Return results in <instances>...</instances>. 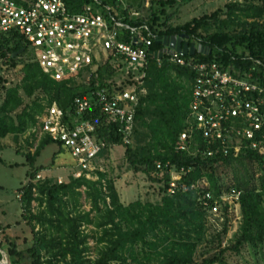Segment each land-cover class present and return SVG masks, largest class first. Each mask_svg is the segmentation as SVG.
I'll return each instance as SVG.
<instances>
[{"label":"trees","instance_id":"obj_1","mask_svg":"<svg viewBox=\"0 0 264 264\" xmlns=\"http://www.w3.org/2000/svg\"><path fill=\"white\" fill-rule=\"evenodd\" d=\"M66 1L71 14L82 13L87 5L95 6L94 0ZM97 1L103 5L102 11L111 27L119 22L144 35L148 29L154 36L150 52L163 50L158 45L160 39L184 34L191 43L212 51L208 56L190 57L193 62L222 64L234 74L253 69L256 79L264 81V0L230 3L181 26H174L175 15L167 12L178 0H152L148 19L131 17L132 9H124L118 0ZM122 31L118 40L133 44L131 31ZM21 51L24 52L19 55ZM30 53L20 32L0 33V139L13 137L19 141L39 125L45 109L54 103L66 116L70 115L76 98H89L99 88H111L109 81L118 78L122 66L120 60L110 58L100 65L98 77L88 86L73 77L53 80L33 56L28 57ZM25 56L29 61L22 59ZM2 72H14L17 82L8 85L10 82ZM144 75L139 90L145 94H141L136 108L131 145L124 146L119 128L107 123L100 109L94 108L84 119L93 123L97 142L105 145L101 155L112 147L123 146L134 172L144 173L154 181V176L163 175L161 202L136 201L125 206L114 180L101 172L97 173L98 181L85 177L64 184L52 179L38 181L44 169H35L37 159L47 146L57 144L46 136L34 154L26 155L31 169L28 182L19 190L23 194L24 221L33 229L37 226L45 229L44 234L35 237L34 247L29 250L31 264H215L225 251L203 263L196 262L197 250L207 240L210 216L202 197L211 193L218 199L232 190L241 193L243 223L231 250L239 253L246 246L264 245V165L259 162L258 154L211 158L203 154V147L200 153H195V143L203 144L197 135L189 149L180 150L181 136L190 126L195 73L191 68L170 63L165 56L160 61L149 57ZM130 84L123 82V86ZM158 164L163 167L162 173L157 169ZM248 167L254 169L253 175ZM221 168L233 171L227 185L219 173ZM173 174L179 178V187L174 195H169ZM204 182L206 186L200 187ZM84 196L91 202L90 212L80 209V199ZM38 200L46 206L42 213L36 214L32 205ZM89 225L100 233H86L83 227ZM91 238L101 246L96 260L88 257ZM0 249H7L9 264H23L25 255L19 250L17 239L9 236L5 244L0 241Z\"/></svg>","mask_w":264,"mask_h":264},{"label":"built area","instance_id":"obj_2","mask_svg":"<svg viewBox=\"0 0 264 264\" xmlns=\"http://www.w3.org/2000/svg\"><path fill=\"white\" fill-rule=\"evenodd\" d=\"M94 1L100 8L87 5L82 13L71 14L66 0H0V33L20 32L33 58L55 81L73 77L89 86L98 77L100 65L110 58L121 61L120 85L112 80L111 88H99L89 98H76L67 116L54 103L46 110L47 116L39 119L41 131L72 155L79 170L75 178L98 181L97 173L102 172L98 158L105 145L97 142L95 126L84 117L94 108L100 109L107 123L119 128L124 146L133 143L136 108L141 94H145L139 86L145 77L154 36L148 29L144 35L119 22L111 27L103 5ZM122 29L131 31L133 44L118 40ZM161 51L170 63L191 68L195 73L190 126L181 136L179 149H189L197 135L203 144L195 143V153L203 147L204 155L227 159L254 152L264 165V81L256 79L255 71L234 74L222 64L193 62L190 57L164 47ZM124 81L131 82L133 89H122ZM157 167L162 173V165ZM175 175L169 195L178 191L179 178ZM39 180L46 179L38 176ZM58 183L65 182L60 179ZM18 197L22 200L23 194ZM240 200L241 193L236 190L224 192L218 199L211 193L202 197L210 215L222 214L228 207H240Z\"/></svg>","mask_w":264,"mask_h":264},{"label":"rangeland","instance_id":"obj_3","mask_svg":"<svg viewBox=\"0 0 264 264\" xmlns=\"http://www.w3.org/2000/svg\"><path fill=\"white\" fill-rule=\"evenodd\" d=\"M118 1L121 2L124 9H132L129 15L133 18L148 19L151 16L152 0ZM244 1L178 0V4L173 9H168L167 12L175 15L172 21L173 25L181 26L195 18L213 14L225 8L230 3H242ZM140 4L141 7H139ZM30 54L28 57L32 56V53ZM28 57L25 56L22 59L29 61ZM2 73L9 80L10 84L8 85H13L17 82L18 78L14 72ZM114 80L119 82V85L122 82L120 76ZM122 89L131 90L133 86L124 85ZM27 103H29V100H27ZM1 104L2 101L0 100ZM47 109L48 107L40 118L47 116V114L44 115ZM45 137L46 135L41 131V125L39 123L36 128L28 131L19 141H14L13 137L0 139V226L3 227V232L0 234V241L5 244L9 236L17 239L19 250L25 255L23 264H31L29 250L34 247L35 237L44 234L45 229L40 226L33 229L32 226H29L24 221L22 215L25 213H23L21 200L18 197L20 196L19 190L28 182V172L31 169L28 165L26 155L28 153L34 154ZM60 152L59 144L47 146L37 159L35 169L43 168L44 170H49L56 178L62 177L65 183H71L75 180V177L71 175L72 169L70 171L64 170L58 165L61 160H65L70 165L72 163L74 164L75 160L67 150L63 153ZM56 155H58L57 159L55 158ZM98 166L102 171L101 173H106L114 180L121 202L125 206L136 201L154 204L161 202L164 186L163 183H160V180L164 179L163 175L154 176V181L144 173L134 172L126 159L125 148L123 146L112 147L108 153L100 155L98 158ZM248 169L249 174L253 175L254 169L252 167H248ZM219 173L227 185L230 182L233 171L229 168H221ZM39 176L41 175L39 174ZM55 177L50 179L58 181ZM94 179L96 180V178ZM201 186H206L205 182L201 183ZM81 191L83 192L84 189ZM80 203V209L82 211L90 212L92 205L85 196L80 199ZM45 206V204L41 205V202L38 200L33 202L32 210L36 214L42 213L45 210ZM93 216H96V213ZM208 221L207 240L198 248L196 262L203 263L205 260L219 256L222 251H225L220 256V261H216L215 264H264V245L258 248L246 246L239 253L231 250L236 243V238L243 223L241 206L235 209L230 207L223 209L222 214L210 215ZM83 229L90 235L94 231L96 234L100 233L96 227L91 225L85 226ZM218 235H222V238H217ZM89 247L88 257L91 260H96L99 256L101 246H98L96 240L91 238L89 239ZM6 250L3 252L9 262V256ZM2 263L3 260L0 261V264Z\"/></svg>","mask_w":264,"mask_h":264},{"label":"water","instance_id":"obj_4","mask_svg":"<svg viewBox=\"0 0 264 264\" xmlns=\"http://www.w3.org/2000/svg\"><path fill=\"white\" fill-rule=\"evenodd\" d=\"M158 45L163 46L164 48H168L172 51H175L178 54H182L187 57H195L196 55H211L212 51L203 45H197L196 43H191L190 37L187 35L173 36L170 38L160 39L158 41ZM24 51L19 53L22 54ZM164 56V51L160 53H150V58L155 60L162 59ZM6 260V263L9 264L6 256H4V252L0 249V261Z\"/></svg>","mask_w":264,"mask_h":264},{"label":"crops","instance_id":"obj_5","mask_svg":"<svg viewBox=\"0 0 264 264\" xmlns=\"http://www.w3.org/2000/svg\"><path fill=\"white\" fill-rule=\"evenodd\" d=\"M60 147V151L63 153V152H65V149L62 147V146H59ZM60 152V153H61ZM55 166H56V164H55ZM58 166H60L61 167V169H64V170H69L70 171V169H72V172H71V175H73V177H75L78 173H79V170H78V168H77V165H76V162L73 164H68L65 160H61L60 161V163H59V165ZM73 170H74V172H73ZM40 175L41 176H43V177H45V178H48V179H50V178H54L55 176L54 175H52L51 173H50V171L49 170H43L42 171V173H40ZM55 179H58V180H60V179H62V180H64V178H62V177H59V178H56L55 177ZM76 179V178H75Z\"/></svg>","mask_w":264,"mask_h":264},{"label":"bare ground","instance_id":"obj_6","mask_svg":"<svg viewBox=\"0 0 264 264\" xmlns=\"http://www.w3.org/2000/svg\"><path fill=\"white\" fill-rule=\"evenodd\" d=\"M5 264H7V263H6V260H5Z\"/></svg>","mask_w":264,"mask_h":264}]
</instances>
